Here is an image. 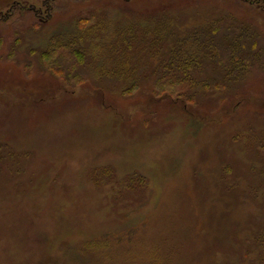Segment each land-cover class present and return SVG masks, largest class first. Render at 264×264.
I'll list each match as a JSON object with an SVG mask.
<instances>
[{
    "label": "rangeland",
    "instance_id": "obj_1",
    "mask_svg": "<svg viewBox=\"0 0 264 264\" xmlns=\"http://www.w3.org/2000/svg\"><path fill=\"white\" fill-rule=\"evenodd\" d=\"M0 264H264V0H0Z\"/></svg>",
    "mask_w": 264,
    "mask_h": 264
},
{
    "label": "trees",
    "instance_id": "obj_2",
    "mask_svg": "<svg viewBox=\"0 0 264 264\" xmlns=\"http://www.w3.org/2000/svg\"><path fill=\"white\" fill-rule=\"evenodd\" d=\"M47 1H49V0H45V2H47ZM52 1L55 2V0H50V3H51ZM50 6H51V5H50ZM50 6H47V7H50ZM25 10H26V8L23 9L22 11H25ZM31 11L37 13L35 10H31ZM48 17H50V16L48 15ZM77 37H78V36H77ZM64 43H65V42H64ZM56 44H57V43H56ZM56 44L53 45V48H52L53 50L56 49V46H58V45H56ZM70 44H71V43L68 42V43H67V46H69ZM62 45H63V43H62ZM180 64L182 65V66H180V68L183 69V70H185V71L188 73L191 64H190L189 62H183L182 60H181V63H180ZM170 68L175 69V65H174V64L170 65Z\"/></svg>",
    "mask_w": 264,
    "mask_h": 264
}]
</instances>
